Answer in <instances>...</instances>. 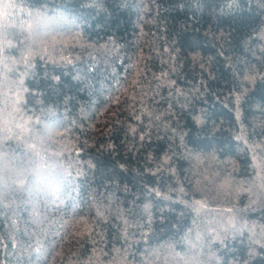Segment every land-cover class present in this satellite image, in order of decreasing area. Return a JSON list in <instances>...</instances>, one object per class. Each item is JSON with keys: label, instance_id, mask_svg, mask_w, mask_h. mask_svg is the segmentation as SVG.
I'll return each mask as SVG.
<instances>
[{"label": "trees", "instance_id": "16d2710c", "mask_svg": "<svg viewBox=\"0 0 264 264\" xmlns=\"http://www.w3.org/2000/svg\"><path fill=\"white\" fill-rule=\"evenodd\" d=\"M0 264H264V0H0Z\"/></svg>", "mask_w": 264, "mask_h": 264}]
</instances>
